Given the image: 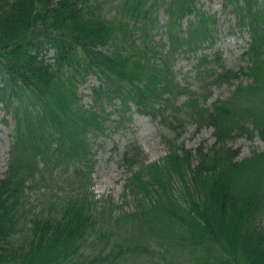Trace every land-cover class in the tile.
<instances>
[{"label":"rangeland","instance_id":"374dc122","mask_svg":"<svg viewBox=\"0 0 264 264\" xmlns=\"http://www.w3.org/2000/svg\"><path fill=\"white\" fill-rule=\"evenodd\" d=\"M57 1L54 0L55 3ZM95 1L92 6L103 17L114 18L121 32H128L132 26L130 43L120 40V45L131 55L125 57L128 58L125 67L136 84L129 85L126 81L120 83V88L133 89L141 83L147 85L151 90L146 92L144 104L149 116L140 114L134 104L121 106L120 101H96L92 89L99 85V79L93 74L84 82L78 81L77 99H72L70 111L60 108L58 99L61 93L52 98V107L58 118L56 121H44L42 128L47 135L43 132L44 141L36 143L46 156L33 160L35 153L30 146L17 155L20 165L31 164L35 170V177L29 178L26 183L27 214L42 212L56 215L63 202L89 186L91 198L94 199L92 203L98 205L99 210L109 207L97 227L98 236L109 233L114 235L113 245L117 240L125 250H139L121 264H196L209 254L201 247L195 248L187 241L183 242L187 232L185 225L179 223L177 218L167 215L160 218L154 216V219L130 216L115 221L114 217L119 213H134L138 204L143 206L147 202L141 196L144 191L138 198L130 193L129 178L136 171L147 177L148 170H154L151 184L144 186L148 189L144 193L148 197L157 198L154 195L158 184L154 182V177L157 176L165 183L171 178L169 191L188 202L190 196L187 187L182 186L181 179H187L188 164L195 166L198 163L195 150L201 147L207 152L215 149V160L219 163L218 169L207 173L206 181L226 180L233 194L240 198L259 197L264 206V141L258 135L260 130L264 131V103L258 93L264 87H245L233 95L238 83L247 86L253 82L249 68L255 61L246 54L251 43L250 34L236 28L239 15L235 12V4L225 0H196L197 12L204 18L205 15L210 18L209 22L205 19L204 24L210 29L213 26L215 39L201 43L200 52L199 48L196 53L192 52L193 47L187 46L175 54L172 51L168 56L167 53L175 48L169 45L170 34L175 38L181 28L183 32L190 28L191 35L201 36L194 15L180 21L179 3L182 0H141L138 8L154 5V22L141 21L138 25L134 24L136 12L131 16L130 11L136 9L139 0ZM256 1L264 7V0H251L254 12ZM191 21H194L193 24ZM261 21L264 25V18ZM151 47L154 48L153 52ZM53 55L51 51L47 57L52 58ZM254 57H260L256 62L259 67L264 65V45ZM226 71L238 77L236 82L223 83L222 74ZM139 77L142 78L141 82L138 81ZM161 81L173 89L170 95L167 90L163 91L166 92L163 95L157 90ZM23 98V107L28 106L35 119L42 115L37 114L41 107L34 104V97ZM20 102L21 99L12 100L14 106ZM218 106H221L220 123L225 130V139L220 144H216L214 128L208 125L209 114ZM58 132L68 134L67 137L62 134L66 146L62 144L57 147ZM15 136L14 115H6L0 101V181L8 171ZM82 141L89 146L86 161L85 152L81 148H74ZM47 143H52L48 149L45 147ZM181 151H193L194 158L187 163H176L170 159L169 155L181 156ZM125 152L131 154L132 165L122 160ZM233 153H238V156H233ZM233 161L244 163L234 167ZM207 167H215L214 161L211 167ZM180 168L184 175L177 173ZM208 187L205 185L200 191ZM89 242V246H92V239ZM101 246L94 248L99 251ZM206 246L213 253L218 252L217 245L209 243ZM89 253L90 249L86 255Z\"/></svg>","mask_w":264,"mask_h":264},{"label":"trees","instance_id":"16d2710c","mask_svg":"<svg viewBox=\"0 0 264 264\" xmlns=\"http://www.w3.org/2000/svg\"><path fill=\"white\" fill-rule=\"evenodd\" d=\"M225 1L235 4V12L239 15L236 28L242 33L249 32L251 43L246 54L255 61L249 68L253 82L247 86L238 83L235 95L245 87H264V65L259 67L256 62L260 57H254L264 45V25L261 21L264 18V15L261 18L264 7L256 1L254 12L251 0ZM92 2L93 0H59L56 3L54 0H0V101L5 114H13L16 120V136L10 151L8 171L0 181V264H121L130 255L139 252L136 249H123L117 240L113 245L114 235L109 233H100L98 236L97 227L102 223L101 218L109 207L99 210L98 205L92 203L94 199L91 198L89 186L63 202L56 215H45L42 212L27 214L29 203L26 183L29 178L35 177V170L34 165H20L17 155L30 146L35 153L33 160L46 156L36 143L44 141L43 132L47 135L42 128L44 121H56L58 118L52 107V98L61 93L58 104L61 109L70 111L72 99H77L78 81L84 82L93 74L99 79V85L92 89V96L96 101H120L121 106L134 104L140 114L149 116L144 104L145 94L151 90L147 85L141 83L133 89L120 88V83L126 81L129 85L136 84L125 67L128 62L125 57L131 55L120 45V40L130 43L132 26L128 32H121L120 27H116L114 18L103 17L92 6ZM140 2L141 0L136 4V9L130 11L131 16L136 12L134 24L138 25L141 21L153 23L154 5L138 8ZM179 5L180 21L194 15L201 36L191 35L190 28L184 32L180 29L185 35L180 32L174 38L170 34L169 45L175 48L167 53L168 56L172 51L175 54L180 48L187 46H192L193 50L200 49L201 43L215 39L216 31L213 26L210 29L204 24L205 19L209 22L210 18L206 15L204 18L197 12L196 0H182ZM151 50L153 52L154 48L151 47ZM51 51L54 55L48 58ZM169 69L172 73L170 66ZM170 77L174 83L173 75ZM237 79L236 75L233 76L228 71L222 74L223 83L232 80L236 82ZM138 81L141 82L142 78L139 77ZM158 86L157 90L162 95L166 92L170 95L173 91L163 81ZM165 90L167 91L163 92ZM263 90L258 92L262 103ZM23 96L34 97V104L41 107L37 114L42 115L37 119L28 111V106L23 107ZM14 99H21L20 107L12 104ZM214 109L209 114L208 125L214 128L216 144H220L225 139V130L220 123L221 106ZM58 133L57 147L62 144L66 146L62 134L65 137L68 134ZM258 135L264 141V131L260 130ZM51 144L47 143L46 149ZM74 148H81L85 152L84 160L88 159L89 146L86 142L82 141ZM180 154L181 156H169L176 163H187L194 158L193 151H181ZM216 155L215 149L207 152L201 147L195 150L198 163L195 166L188 164L187 179H181L182 186L187 187L190 196L188 202L180 200L169 191L171 178L165 183L157 176L154 177V182L158 183L154 190L157 198L148 197L144 194L148 191L144 186L149 187L151 184L154 170H148L147 177L136 171L129 178L130 193L138 198L144 191L141 196L147 202L143 206L138 204L134 213H119L114 217L115 221L130 216L143 219H154V216L160 218L164 215L175 217L186 228L187 234L183 242L187 241L195 248L201 247L211 256H206L196 264H264L263 201L259 197L240 198L232 193L226 180L206 181L207 173L218 169ZM130 156V153L125 152L122 160L132 165ZM233 156H238V153H233ZM213 161L215 167L208 168ZM243 163L233 161V166L238 167ZM177 173L184 175L181 168ZM205 185L209 187L200 191ZM108 212L111 213L109 210ZM20 228L23 229L22 232ZM90 239L92 246H89ZM209 243L217 245L220 248L218 252L213 253L206 246ZM97 245L102 249L96 251L94 247ZM88 249L91 250L90 255H86Z\"/></svg>","mask_w":264,"mask_h":264}]
</instances>
